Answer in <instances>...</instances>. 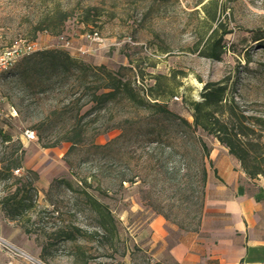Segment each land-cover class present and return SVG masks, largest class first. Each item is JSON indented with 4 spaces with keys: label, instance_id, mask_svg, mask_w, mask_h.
<instances>
[{
    "label": "rangeland",
    "instance_id": "obj_1",
    "mask_svg": "<svg viewBox=\"0 0 264 264\" xmlns=\"http://www.w3.org/2000/svg\"><path fill=\"white\" fill-rule=\"evenodd\" d=\"M63 14L56 28L50 18ZM219 24V33L227 32L224 53L219 60L200 56L197 42ZM92 33L97 42L85 39ZM61 37L91 52L68 50ZM18 39L37 46L0 81V129L12 136L0 140V160L23 150L13 177L31 182L34 191L21 190L33 207L8 218L11 241L46 264H159L150 246L151 219L162 216L175 238L196 228L205 200L197 161L174 134L177 123L124 102L96 120L88 114L82 142L71 146L62 138L87 97L65 92L72 77L47 80L48 72L41 74L46 63L36 53L59 49L104 66L146 101L149 93L172 92L164 95L168 108L190 123L188 102L201 100L207 82L226 84L246 114L264 119V0H0V52ZM195 135L208 144L210 157L216 152L229 164L214 138ZM55 141L61 142L43 147ZM13 177L0 180V199L20 186ZM0 212L6 216L1 205Z\"/></svg>",
    "mask_w": 264,
    "mask_h": 264
},
{
    "label": "trees",
    "instance_id": "obj_2",
    "mask_svg": "<svg viewBox=\"0 0 264 264\" xmlns=\"http://www.w3.org/2000/svg\"><path fill=\"white\" fill-rule=\"evenodd\" d=\"M214 16L215 10L210 16L212 21L215 19ZM50 19L58 28L63 24L65 14ZM84 22L88 23L89 21L86 18ZM220 27L219 24L213 28L203 43L197 42L196 48L200 56L212 60L220 59L224 53L222 39L227 33L225 31L219 33ZM36 55L42 62L46 63L41 74L48 72L47 80H51L54 75L57 81H64V79L68 81L72 77L73 84L65 92L69 94L74 89L75 92L72 94L80 93L87 97L86 103L78 107L70 116L72 121L70 131L62 138V141L69 142L71 146L82 142L84 131L81 122L88 114L94 112V120H96L101 114L107 113L111 106L130 102L134 107H144L150 111L158 121L171 120L177 123L178 129L175 130L174 134L176 139L183 144V149L186 150L187 154L197 161L199 181L202 187L206 184L207 170L208 167H212V161L210 159V147L201 136L195 135L196 131L211 136L219 145L224 147L227 153L237 160L247 178L251 180L264 179V119L260 116L246 114L234 97L229 95L226 84H222V82L204 84L200 94L201 100L188 102L192 116L190 123L168 108L164 95H171L172 92L170 94L166 92L164 94L149 93L151 100L146 101L129 80L123 79L104 66L87 65L73 59L69 52L59 49L37 52ZM87 106L88 108H85ZM108 129L105 128L97 132L96 135L104 133ZM0 140L3 143L11 142L12 136L0 129ZM60 142L46 143L43 144V147H52ZM95 147L100 149L105 146L97 145ZM22 153L23 150L15 158L0 160V180L13 177V170L22 168ZM34 176L37 179V174L34 173ZM13 178L18 181L20 186L16 187L11 198L2 197L0 199L1 209L10 219H15L33 207L32 202L26 200L25 194L21 193V190L28 188L34 191L31 182H23L22 177L14 176ZM19 193L21 194L19 195ZM204 193L203 190V196ZM202 207L203 202L200 204L196 230L200 225ZM195 229L192 231H196ZM185 230L190 231L186 228Z\"/></svg>",
    "mask_w": 264,
    "mask_h": 264
},
{
    "label": "crops",
    "instance_id": "obj_3",
    "mask_svg": "<svg viewBox=\"0 0 264 264\" xmlns=\"http://www.w3.org/2000/svg\"><path fill=\"white\" fill-rule=\"evenodd\" d=\"M227 152V150L223 147ZM229 164L211 154L205 200L196 231L169 238L165 220L148 224L154 261L159 264H264V179H249L227 153ZM0 235L14 238L12 220L0 212ZM8 229V230H7ZM0 264H26L0 250Z\"/></svg>",
    "mask_w": 264,
    "mask_h": 264
},
{
    "label": "built area",
    "instance_id": "obj_4",
    "mask_svg": "<svg viewBox=\"0 0 264 264\" xmlns=\"http://www.w3.org/2000/svg\"><path fill=\"white\" fill-rule=\"evenodd\" d=\"M85 39L91 42H97L99 38L95 33L88 34L85 36ZM62 46L66 49L75 51L80 54H88L91 52L90 48H78L75 49L70 40L61 37L60 38ZM37 44L34 42H30L24 39L14 40L8 47L3 49L0 52V81L2 76L12 69V67L16 64V62L35 52ZM2 109V97L0 96V117L3 116ZM0 250L5 252L10 258L18 259L26 264H46L40 259L34 258L29 255L25 250L14 244L11 240L0 235Z\"/></svg>",
    "mask_w": 264,
    "mask_h": 264
}]
</instances>
